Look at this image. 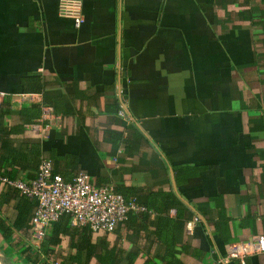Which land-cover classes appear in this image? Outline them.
<instances>
[{"label":"crops","instance_id":"obj_1","mask_svg":"<svg viewBox=\"0 0 264 264\" xmlns=\"http://www.w3.org/2000/svg\"><path fill=\"white\" fill-rule=\"evenodd\" d=\"M58 2L0 0V170L33 177L35 145L139 195L165 223L103 232L140 263L264 264L219 261L264 235V0H81L79 26ZM43 105L58 124L39 121ZM0 249L20 259L1 232Z\"/></svg>","mask_w":264,"mask_h":264},{"label":"built area","instance_id":"obj_2","mask_svg":"<svg viewBox=\"0 0 264 264\" xmlns=\"http://www.w3.org/2000/svg\"><path fill=\"white\" fill-rule=\"evenodd\" d=\"M81 0H59L58 13L69 16L76 26L81 20ZM31 97V94H23ZM5 92L0 90V103ZM17 98L19 104L22 99ZM60 114L48 105L42 106L39 121H45V128L60 122ZM0 181L17 188L21 193L33 197L36 206L30 219L28 243L37 248L48 232L52 222L62 214H68L73 226H88L93 231L113 232L120 222H124L130 212L145 210V206L134 198L126 199L110 184H97L86 171H79L71 181L52 172L51 160L41 157L36 173L29 179L10 178L0 175ZM197 216L193 217L196 220ZM188 226H190L188 224ZM264 251V235L252 234L245 240H237L227 245V254L219 259L225 263L231 257L243 259L247 254Z\"/></svg>","mask_w":264,"mask_h":264},{"label":"trees","instance_id":"obj_3","mask_svg":"<svg viewBox=\"0 0 264 264\" xmlns=\"http://www.w3.org/2000/svg\"><path fill=\"white\" fill-rule=\"evenodd\" d=\"M27 152L23 156L30 161L35 159V165L37 164L36 167H38L41 159L40 149L34 145L29 147ZM9 155L15 156L11 153ZM17 157H20V154ZM49 159L52 164V172L60 174L67 181H71L80 171L73 170L71 159L68 156L51 153ZM61 164L70 167V170L64 173ZM0 175L10 178L16 176L14 173L5 170H0ZM0 184L5 186L4 193H6L5 197L0 199V205L8 197L15 199L14 212L9 217V223L0 215V232L11 251H16L20 258L26 260V264H151L147 259H144L141 263L138 262L137 252L133 249H125L117 244L115 238L108 239L103 231H93L88 226H73L68 214H62L50 224L49 231L44 235L37 248L31 246L28 243L30 219L36 206V200L21 193L11 185L4 184L2 181H0ZM124 197L129 199L126 196ZM130 198H134L138 203L144 205L145 210L130 212L124 222L127 223L133 216L141 215L144 224L155 227L165 223L163 217L161 220H149V211L154 208L149 205L148 201H144L139 195ZM171 204H174V202H171ZM162 210L167 212L169 207ZM189 216L187 215V217ZM15 233H18L16 240ZM173 264L181 263L174 262Z\"/></svg>","mask_w":264,"mask_h":264},{"label":"rangeland","instance_id":"obj_4","mask_svg":"<svg viewBox=\"0 0 264 264\" xmlns=\"http://www.w3.org/2000/svg\"><path fill=\"white\" fill-rule=\"evenodd\" d=\"M20 258V257H19ZM26 260L20 258H14L11 253H7L4 250L0 249V264H26Z\"/></svg>","mask_w":264,"mask_h":264}]
</instances>
